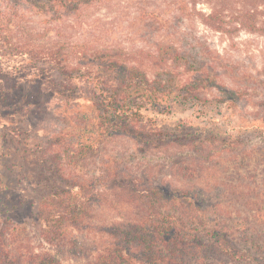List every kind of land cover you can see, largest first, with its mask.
<instances>
[{
	"label": "trees",
	"instance_id": "trees-1",
	"mask_svg": "<svg viewBox=\"0 0 264 264\" xmlns=\"http://www.w3.org/2000/svg\"><path fill=\"white\" fill-rule=\"evenodd\" d=\"M108 1L0 0V7L5 4L6 8L0 9V57L5 54L14 57L8 60L13 64V75H9L13 88L35 89V93L30 92V98L61 96L68 103L82 95L92 99L93 109L89 116H82L85 123L80 129H74L75 133L70 134L65 142L56 139L55 143H50L55 155L52 160L58 163L56 180L59 183L72 181L74 185H58L54 180V185L46 184L42 188L44 195L37 203V217L45 218L44 240L54 246L62 258L71 260L70 264H215L216 258L233 264H261L259 256L242 249L238 243L244 235H237V230L244 225L236 219L235 212H228L214 199L208 203L204 194L201 196L190 187L156 184L158 175H155L154 167L158 163L153 164L146 153L185 146L179 139H162L165 133L160 131L158 122L153 123L145 115L149 112L148 105L155 104L160 92L169 98L180 94H175L174 88L172 90L171 86L162 83L170 82L175 74L170 71L173 68L169 62L184 56L176 49L164 46L166 34L167 37L163 36L164 39L152 50L145 47L124 50L84 33L68 41L57 39L60 35L56 31L57 40L48 37L49 43L41 42L50 27L38 36L39 41L19 26L17 14L27 12L29 20L44 15L49 25L60 23L66 27L71 24L72 28L86 30L92 25L87 12L93 6ZM134 1L139 0H126L127 6ZM162 2L159 8L166 3ZM199 3L206 5L208 11H197ZM154 8L156 6L151 5L144 10H150L148 14L151 15ZM176 10L179 15L175 16V21H180L182 16L188 19L193 13L200 24L229 37L240 30L264 36V0H180ZM3 47H7L10 53L2 51ZM191 69V66L185 67L184 72L189 73ZM217 76L214 69L201 64L196 67L194 75L178 86L179 92L194 100L198 116L209 111L211 102L205 99V95L213 87H219L213 85ZM80 80L84 82L81 84L89 87L88 93L77 92L81 91L79 88L76 90V83ZM253 88V85H245V90ZM219 91L225 97L214 102L218 106L227 102L230 113L234 115L236 102L233 90L223 87ZM33 114L36 112L32 111ZM192 124L182 119L176 128ZM57 133L67 137L69 130ZM116 137L131 142V147L125 155H119L120 160H116V156L103 158L106 143ZM191 144L182 157L169 159L170 178L177 179L174 174L180 175L183 171L180 180H188L191 169L180 166L192 162V158L197 156L193 151L197 147ZM206 144L210 146L212 143L209 140L201 143L204 153ZM225 144L213 147V155H219L227 147L228 151L233 150L232 145ZM44 148L43 154L49 150ZM138 155L143 158L138 160L143 162L129 163V159L133 161ZM64 161L69 166L72 164L74 171L61 173ZM89 161L95 167L91 172L87 169L85 172L81 163L86 166ZM204 162L205 157H202L194 164ZM0 195L8 196L9 189L3 187ZM21 208L20 204H13L5 212L14 213ZM67 228L73 232L80 229L92 231L93 236H100V239H92L95 251L90 253L77 237L71 235L66 238ZM20 232L19 225L13 224L9 215L0 217V264H61L56 256L44 251L10 253L7 240L12 237L17 243ZM59 236L64 239L59 241ZM243 241L242 244L246 241L253 244L248 237Z\"/></svg>",
	"mask_w": 264,
	"mask_h": 264
},
{
	"label": "rangeland",
	"instance_id": "rangeland-1",
	"mask_svg": "<svg viewBox=\"0 0 264 264\" xmlns=\"http://www.w3.org/2000/svg\"><path fill=\"white\" fill-rule=\"evenodd\" d=\"M162 1L166 3L159 8L158 5ZM178 1L180 0H139L127 6L126 0H109L105 4L93 6L87 12L88 21H92L90 22L92 25L86 30L72 28L71 24H67L66 27L60 23L49 25L48 21L44 20L46 18L44 15H37L30 20L27 12L23 14L27 16L22 17L21 13L17 16L20 18L19 26L33 39H39L38 36L50 27L49 33L41 38V42L48 43V37L55 40L58 31L60 37L57 39L60 40L64 38L72 41L84 33L100 41H107L108 45L114 48L130 50L134 47H145L152 50L156 43L164 39L163 36H168L163 40L164 46L172 47L184 56L176 58L175 62H169L173 68L170 71L175 74L170 82L162 83L171 86L172 90L174 88L175 94H180L171 95L169 98L160 92L155 104L148 105L149 112L145 115L153 120V123L158 122L160 131L165 133L161 136L162 139L165 137L167 140L179 139L185 146L177 148L171 146L146 153L150 155L149 159L153 164L158 163L154 167L157 171L155 175H158L156 184L176 188L190 187L201 196L204 194L205 198H208V203L215 200L224 209H228V212H235L236 219L241 220L244 225L237 230V235H244L238 243L242 249L259 256L261 264H264V36L240 30L229 37L200 24L193 13L188 19L181 15L182 19L175 21V16L179 15L176 10ZM151 5L156 8L150 15L148 14L150 10L146 12L144 7ZM0 9L1 11L6 9L5 4ZM196 10L207 12L208 7L199 3ZM1 50L10 53L7 47ZM10 58L14 57L7 54L0 57V189L3 187L9 189L8 196L0 195V217L9 215L13 224L19 225L22 232L19 233L17 243L12 237L11 241L7 240L8 247H11L9 249L12 254L29 250L34 253L48 252L56 256L61 264H70L71 260L62 258V254L56 252V248L44 240L46 222L44 217L43 219L37 217V203L44 195L42 188L46 184L54 185V180L58 185H74L72 181L59 183L56 180L58 163L52 160L55 159V155L53 149H50V143H55L56 139L65 142L64 140H69L70 134L75 133L74 129H80L85 123L81 120L82 116H89L88 113L93 109L92 99L83 98L82 95L81 98L72 99L68 103L61 96L30 98V92L35 93V89L13 88V80L9 76L13 75L11 74L13 64L8 61ZM201 64L214 69L218 76L214 78L213 85L219 87L217 89L213 87L205 95V99L211 102L209 111L198 116L194 100L179 92L178 86H182L188 77L194 75L196 67ZM188 66L192 69L185 73V67ZM78 83L76 90L81 91L77 92L88 93L89 87L81 84L84 83L83 80ZM246 84L253 85L254 88L245 90ZM223 87L234 92L236 102L234 115L230 113L227 102L224 106H218L214 102L225 97L222 91H219ZM30 110L31 113H28ZM32 111L36 114L32 115ZM182 119L193 124L177 129ZM65 129L69 130L67 137L57 133ZM87 135L88 133L85 134ZM208 140L212 144L210 146L206 144L204 147L206 154L201 151L200 145ZM191 142L192 146L197 147L193 150L197 156L192 158V162L180 166L191 169L188 180H180L184 175L183 171H180V175L174 174L178 176L177 179L170 178L169 159L182 157L183 153L189 151L187 149ZM225 143L232 145L233 150L228 151L227 147L219 152V155H213V147L219 144L226 145ZM131 145V142L121 137L113 138L110 143H106V150L102 152L103 158L116 156L115 159L120 160L119 155H125ZM44 147L49 148L45 150V154ZM137 157L133 161L128 158L129 163L144 161L138 160L143 159L141 155ZM202 157H205V162L195 165V160ZM89 163L86 166L85 163H81L84 166L83 171L86 172L87 169L91 172L90 170L95 167L91 161ZM63 164L65 167L63 170L60 169L61 173L74 171L72 164L69 166L65 161ZM198 169L200 172H197ZM84 179L87 180L88 177L85 176ZM13 204H20L22 208L14 213L5 212ZM67 231L66 238H70L71 235L77 237L90 253L95 251L92 239H96L97 236H93L94 232L83 229L73 232L71 228H67ZM98 237L97 239H100V236ZM245 237L253 244L247 241L246 244H242ZM57 239L60 241L64 237L59 236ZM215 264L233 263L216 258Z\"/></svg>",
	"mask_w": 264,
	"mask_h": 264
}]
</instances>
